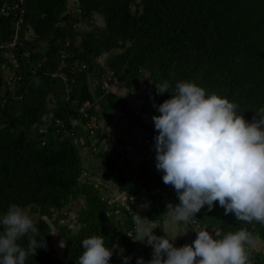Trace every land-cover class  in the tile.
I'll return each mask as SVG.
<instances>
[{
	"label": "trees",
	"instance_id": "trees-1",
	"mask_svg": "<svg viewBox=\"0 0 264 264\" xmlns=\"http://www.w3.org/2000/svg\"><path fill=\"white\" fill-rule=\"evenodd\" d=\"M12 1L0 0V8ZM75 3L74 13L68 0H22L21 15L19 11L0 13V217L11 204L31 208L39 215L33 221L46 242V247L37 249L36 255L29 256L25 264H78L83 253L81 242L92 235H103L109 247L117 242L124 249V256L132 257L136 248L130 219L124 227L118 224V215L113 212L119 208L108 198L106 190L92 181L79 182L83 168L73 121L81 125L87 119L64 101L61 82L50 77L62 52L68 65L78 64L73 73L67 71L72 97L80 103L88 102L89 114L96 117L98 102L109 103L114 99L132 125H140L151 134L153 145L158 133L154 127L140 122L139 113H130L121 97L99 86L94 91L88 86V76L94 74L96 65L93 61L102 54H106L107 72L102 74L104 68L100 67L99 80L112 73L111 78L128 91H135L141 80L149 82L152 91L146 96L142 113L147 104L156 112L153 104L158 106L171 98L170 93L183 80H191L209 93L216 92L236 102L248 121L254 111L264 107V0H75ZM95 15L102 18L100 29L92 31L87 27L78 31L79 23L89 25ZM19 19L17 42L10 47ZM7 69L11 76L5 79ZM165 80L169 82V92L157 94L155 85ZM48 112L63 122L72 135L50 123L40 132ZM84 134L88 135L85 131ZM103 139L91 137L95 141L92 147L99 159L100 176L111 179L120 191L140 192V186L127 178L128 172L117 165L114 155L98 151L96 146ZM154 167L155 155L151 154L149 160L139 165L136 174L143 180L152 174ZM156 179L164 193L162 175ZM78 195L84 206L74 214L66 206ZM164 195V202L160 195L156 197L161 202V211L167 199ZM67 214L75 216L78 229L74 233L69 229L71 220ZM195 218L220 237L247 228L264 240V225L247 224L236 220L233 214L225 215L218 202L210 211L205 205ZM61 219L66 222L59 223ZM52 227L58 229L63 240L64 260L53 256ZM18 243L27 247V237ZM251 251L253 264H264V253ZM110 264L123 261L114 252ZM129 264H133L131 260Z\"/></svg>",
	"mask_w": 264,
	"mask_h": 264
},
{
	"label": "clouds",
	"instance_id": "clouds-1",
	"mask_svg": "<svg viewBox=\"0 0 264 264\" xmlns=\"http://www.w3.org/2000/svg\"><path fill=\"white\" fill-rule=\"evenodd\" d=\"M157 94L169 92V82L155 85ZM171 98L153 107L160 113L152 121L155 168L162 181L171 185L179 203L168 204L172 219L194 221L195 215L214 203L238 221L264 225V107L251 121L239 105L216 92H207L191 80L176 84ZM136 241L152 247L151 259L136 258V264H253L251 247L255 241L247 228L220 237L207 229L196 231L191 244L175 247L165 235L153 233L145 218L134 217ZM0 264H25L37 249L45 248L36 223L28 212L11 204L0 217ZM27 237V247L18 241ZM39 237V240L37 239ZM78 264H110L114 252L129 264L131 257L117 242L106 246L103 235L82 240ZM62 247V246H61Z\"/></svg>",
	"mask_w": 264,
	"mask_h": 264
},
{
	"label": "crops",
	"instance_id": "crops-1",
	"mask_svg": "<svg viewBox=\"0 0 264 264\" xmlns=\"http://www.w3.org/2000/svg\"><path fill=\"white\" fill-rule=\"evenodd\" d=\"M98 76L93 80L97 82ZM91 80V79H90ZM89 80V81H90ZM145 87H142V85ZM148 87V88H147ZM105 92H110L115 96H119L123 99L124 103L128 106L129 112L132 114H140V122L148 127H154L152 117L154 115H159V112H153L148 110L144 106L143 113L141 112L142 105L146 102V96L151 93L152 88L149 82L141 80L138 88L135 91H128L123 87L122 83L118 82L114 78L107 80V88L104 89ZM110 104V105H109ZM98 112L99 125L102 130L104 140L99 143L97 147L98 151L102 154L109 156L114 155L116 157L117 165L126 170L127 178L133 181H143L144 183L140 186V192L136 194H128L124 191H120L117 185L113 183H106L105 185L100 179V176H94L93 168L97 167V160L93 158L92 153L89 151L85 142L84 127L80 126L77 122H73L76 126L77 134L75 138L83 143L80 153L82 168L87 170L90 175V180L97 185L101 190L105 189L108 198L112 203L118 206L120 213L118 214V224L124 227L130 219V224L132 225L134 239L136 241L137 233L135 231V222L133 217L138 214L141 218H145L146 226L156 228L153 229L155 235H166L169 239L181 240L185 244H191L195 239L193 237L192 231L187 225L186 230H181L179 223L175 222L170 211L167 208V203H164V211L162 209L161 202L156 198L158 195L162 197L165 195L163 191L157 185L156 177L163 175L162 171H158L155 167L152 174L143 177V180L137 176L136 172L139 165L147 160H149L151 154L155 155V149L152 143H148V138H151V134L140 125H132L129 119L121 113L120 107L115 103L114 99H110L109 103L100 100L96 105ZM79 138V139H78ZM106 142V143H105ZM87 143V142H85ZM87 146V148H85ZM92 147V146H91ZM135 172V176H132ZM163 200V202H164ZM216 231L213 232L215 234ZM252 250L257 251V249L252 248ZM259 252V251H257ZM152 253V247L147 245L146 242L136 241V248L131 257L133 264H136V258L142 257L145 262L150 260ZM261 253V252H260ZM60 260H64L63 257H58Z\"/></svg>",
	"mask_w": 264,
	"mask_h": 264
},
{
	"label": "built area",
	"instance_id": "built-area-1",
	"mask_svg": "<svg viewBox=\"0 0 264 264\" xmlns=\"http://www.w3.org/2000/svg\"><path fill=\"white\" fill-rule=\"evenodd\" d=\"M22 4V0H13L12 2H6L4 3L1 8H0V13L3 15H8L9 12L11 11H19V14L21 15L23 13V9L21 7ZM21 20L19 19L16 23V28H15V35L13 36V40L11 41V43L9 44L10 47H14L16 45L17 42V30H18V23ZM65 57L66 54L64 52L61 53V59L59 61V64L57 66V68L55 70H53L50 73V77L52 79H57L61 82L62 86H63V99L66 102H69L78 112L79 116H82L84 119L86 120V131L88 133V135L90 137L95 138V140H97L99 137L103 136V133L101 131L100 125H99V120L95 115H90L88 112V108H89V103L88 102H83L80 103L76 98L72 97V86L70 85V79L68 77V73L67 71L69 70L70 73H73L75 68L78 67L77 62H72L69 65L67 64V62L65 61ZM84 67V65H82V68ZM6 75L4 76V78L6 79L7 77L11 76L10 71L5 70ZM112 73L109 74L108 77H103L101 76L100 80H97V84H101V88L102 89H106L104 88V82H107V80L111 79ZM97 100H99V98H97ZM53 104V102L51 103ZM76 122V121H73ZM50 124H56L58 125L59 129H61L62 132H64L66 135H72V132L69 131V129H67V127L65 126V124L63 122H61L58 119H55L52 114L50 112H48L44 119H43V124L39 127V131L43 132L46 127ZM76 140V138H75ZM148 143H152L151 138H148L147 140ZM132 176H135V172H133ZM90 180V175L88 173L87 170L82 169L80 172V176H79V182L80 183H89ZM136 181V180H135ZM137 184L139 186L142 185L141 181H136ZM97 186V185H96ZM164 193L167 196L166 199V203L167 205L170 203L173 206H175L176 204L179 203L178 197L176 195V192L174 190V188L171 185H164ZM119 214V210H115L113 212V215H118ZM64 219H61V222H63ZM189 228L191 229V231L194 234V238L196 237V231L200 230V229H205V227L203 225H201L196 219L194 221H190L188 223ZM211 233V232H210ZM213 234V233H212ZM215 236V234H213ZM257 264H260L259 262Z\"/></svg>",
	"mask_w": 264,
	"mask_h": 264
},
{
	"label": "rangeland",
	"instance_id": "rangeland-1",
	"mask_svg": "<svg viewBox=\"0 0 264 264\" xmlns=\"http://www.w3.org/2000/svg\"><path fill=\"white\" fill-rule=\"evenodd\" d=\"M75 5H76V3H75V0H68V6L70 7V8H72L73 9V12L75 13ZM82 23V24H81ZM81 23H79V25H77V26H79L78 27V31H80V32H82V28L83 29H87V27H89L92 31H94V30H96V28L98 29H100L102 26H103V21H102V18H101V16H99V15H95L94 16V18H93V20H92V22H91V24H89L88 25V23L87 24H84V22H81ZM80 28V29H79ZM78 42H79V37L76 39V41H75V44H78ZM105 57H106V54H102L100 57H97L96 59H94V61L93 62H95L96 63V65H95V68H94V74H93V72L91 73V75L90 76H88V79H87V82H88V86H90V88L93 90H95V88L96 87H101V84H97V83H95V81L93 80V78L95 79L96 78V76H98L99 74V68L100 67H102V68H104V73H102V74H106V67H105ZM91 79V80H90ZM90 80V81H89ZM142 85V87H144L143 86V84H141ZM104 88H107V84L105 83L104 85ZM124 87V86H123ZM145 88V87H144ZM148 88V87H147ZM93 90V91H94ZM119 97V96H118ZM115 101V100H114ZM147 109L148 110H150V105L149 104H147ZM160 114V113H159ZM80 126H83L84 127V131L87 133V131H86V125L85 124H81ZM102 131V130H101ZM104 137V136H103ZM85 138H86V140H85V142H89L90 144L89 145H87L88 143H85V142H83L84 144H86L88 147H90L89 149V151L92 153V155H93V158L95 159V160H97V162H99V159H97L96 158V156H94V151H93V147H91L92 146V144H94V140H91V137H89V135H85ZM93 138V137H92ZM79 139V138H78ZM104 140V139H103ZM102 140V141H103ZM75 142L77 143V145H76V147L78 148V151H79V154L80 153H82L81 152V149H82V146H83V143L82 142H80V141H78L77 139L75 140ZM106 143V142H105ZM87 146H85V148H87ZM96 152H98L97 151V149H96ZM102 154V153H101ZM103 155H106V154H103ZM98 165V164H97ZM93 175L94 176H96L97 177V175L98 176H100V174H101V172H100V170L98 169V167H94L93 168ZM100 179H101V181L103 182V184L105 185L106 183H113V184H115L111 179H108L107 177H102V176H100ZM84 206V201H83V199L82 198H80V196L78 195V196H76V197H73L72 199H71V201L68 203V205L66 206V210L67 211H71V213H74V214H76V213H78V211L82 208ZM26 212H28V214L30 215V217L33 219V220H37L38 218H39V215L36 213V212H34L31 208H26V209H24ZM68 215V218L71 220V224H70V230L72 231V233H74V232H76L77 231V229H78V225H76V224H74V219H75V216L73 215V214H67ZM63 222H66V220H63ZM59 223H62L61 222V220L59 221ZM73 225V227H71ZM188 225V223H184V222H181L180 224H179V226H180V229L181 230H186V231H188V229H187V226ZM189 232V231H188ZM192 234H193V232H192ZM166 236V235H165ZM193 237H194V234H193ZM254 237H255V241H254V243H253V245H252V248H255V249H257V251H259V252H261L262 254L264 253V240H262V239H260L257 235H254ZM50 246H51V248H52V250H53V256L55 257V258H58V257H60V256H62L63 257V255H64V248H63V240H62V238L58 235V229L57 228H55V227H52V231H51V236H50ZM62 246V247H61Z\"/></svg>",
	"mask_w": 264,
	"mask_h": 264
},
{
	"label": "water",
	"instance_id": "water-1",
	"mask_svg": "<svg viewBox=\"0 0 264 264\" xmlns=\"http://www.w3.org/2000/svg\"><path fill=\"white\" fill-rule=\"evenodd\" d=\"M171 243H173V245L175 247H180V246H183L185 244V242L181 241V240H170Z\"/></svg>",
	"mask_w": 264,
	"mask_h": 264
}]
</instances>
